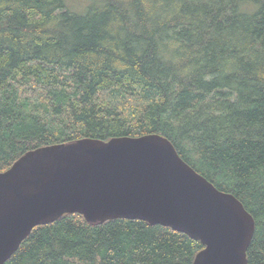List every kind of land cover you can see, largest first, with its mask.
<instances>
[{
    "label": "trees",
    "instance_id": "1",
    "mask_svg": "<svg viewBox=\"0 0 264 264\" xmlns=\"http://www.w3.org/2000/svg\"><path fill=\"white\" fill-rule=\"evenodd\" d=\"M0 0V172L38 148L160 134L255 219L264 264V0ZM143 219L66 214L5 264H194Z\"/></svg>",
    "mask_w": 264,
    "mask_h": 264
},
{
    "label": "water",
    "instance_id": "2",
    "mask_svg": "<svg viewBox=\"0 0 264 264\" xmlns=\"http://www.w3.org/2000/svg\"><path fill=\"white\" fill-rule=\"evenodd\" d=\"M78 213L91 224L143 219L200 240L194 264H248L256 223L154 133L38 148L0 172V264L32 230Z\"/></svg>",
    "mask_w": 264,
    "mask_h": 264
},
{
    "label": "rangeland",
    "instance_id": "3",
    "mask_svg": "<svg viewBox=\"0 0 264 264\" xmlns=\"http://www.w3.org/2000/svg\"><path fill=\"white\" fill-rule=\"evenodd\" d=\"M70 4H71L72 7H76V6L78 5V1H76V0H71V1H70Z\"/></svg>",
    "mask_w": 264,
    "mask_h": 264
}]
</instances>
